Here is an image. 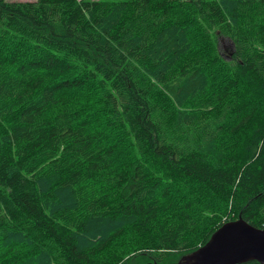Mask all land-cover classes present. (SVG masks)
Here are the masks:
<instances>
[{"label": "trees", "instance_id": "trees-1", "mask_svg": "<svg viewBox=\"0 0 264 264\" xmlns=\"http://www.w3.org/2000/svg\"><path fill=\"white\" fill-rule=\"evenodd\" d=\"M257 101L264 0H0V264H176L264 230Z\"/></svg>", "mask_w": 264, "mask_h": 264}, {"label": "water", "instance_id": "water-1", "mask_svg": "<svg viewBox=\"0 0 264 264\" xmlns=\"http://www.w3.org/2000/svg\"><path fill=\"white\" fill-rule=\"evenodd\" d=\"M264 264V230L247 224L240 216L223 224L199 249L178 264Z\"/></svg>", "mask_w": 264, "mask_h": 264}, {"label": "rangeland", "instance_id": "rangeland-1", "mask_svg": "<svg viewBox=\"0 0 264 264\" xmlns=\"http://www.w3.org/2000/svg\"><path fill=\"white\" fill-rule=\"evenodd\" d=\"M5 1H8V2H27V1H35V0H5ZM201 36L203 37V40L206 41L205 42L206 44H207L208 41L211 42L213 40V38H210V40L208 38L205 39V35L204 34L201 35ZM216 43H217V50L219 51L221 56L226 57L228 55V53L230 51H232L231 42L227 41L225 38L220 37V36L217 37ZM208 50H209V48H208ZM257 102H259V103H256V104L254 103V104H251V105L249 104L250 108L248 109V114H250V115H248V117L250 118V120H251V118L255 119V120H258L264 115V106H262L260 104L261 103L260 101H257ZM243 120L245 121V123L243 125H241L240 128L237 129V131H235L236 134H240L239 135L240 137L244 136V132L241 131V130L246 129L243 126L248 124L247 117H244ZM234 221H236V220H234Z\"/></svg>", "mask_w": 264, "mask_h": 264}, {"label": "bare ground", "instance_id": "bare-ground-1", "mask_svg": "<svg viewBox=\"0 0 264 264\" xmlns=\"http://www.w3.org/2000/svg\"><path fill=\"white\" fill-rule=\"evenodd\" d=\"M211 237H212V236H211ZM210 239H211V238H210ZM210 239H209V240H210ZM177 264H178V263H177Z\"/></svg>", "mask_w": 264, "mask_h": 264}]
</instances>
